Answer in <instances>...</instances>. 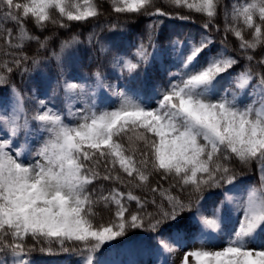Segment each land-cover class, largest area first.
<instances>
[{
  "label": "snow or ice",
  "instance_id": "6c2138e0",
  "mask_svg": "<svg viewBox=\"0 0 264 264\" xmlns=\"http://www.w3.org/2000/svg\"><path fill=\"white\" fill-rule=\"evenodd\" d=\"M169 2L207 20L199 39L168 37L178 68L169 72L152 107L135 90L109 83L100 67L92 84L62 78L50 93H21L11 75L28 71L24 42L45 49L49 39L30 35L26 24L68 28L100 12L93 0H0V24L17 25L20 40L14 43L13 30L0 28V52L9 58L0 61V86L10 89L7 101L0 97V253L7 257L0 264H34V252H71L79 257L76 264H103L104 246L114 247L111 242L133 230L150 233L168 254L186 249V238L202 246L223 241L219 250L185 251L179 264H264V56L256 60L252 54L264 50V0H234L230 8L222 0ZM112 7L132 18L190 19L163 10L155 0H112ZM221 9L225 39L231 32L249 62L240 72L238 59L225 49L214 51L208 35L210 29L220 31L215 21ZM162 23L149 25L147 44L141 40L130 54L113 57L116 80L136 81L146 72ZM78 43L73 37L52 53L61 74L65 50ZM225 77L230 88L221 90ZM103 90L115 97L109 105ZM57 93H63L61 107L54 102ZM236 162L249 169L255 164L260 173L259 187L248 186L240 197L234 195L243 175L233 167ZM154 175L172 182L166 189L152 187ZM101 180L148 188L153 196L119 188L105 194L96 189ZM210 189L222 191L205 197ZM218 195L223 199L215 203ZM100 204L113 213L107 221L97 219Z\"/></svg>",
  "mask_w": 264,
  "mask_h": 264
},
{
  "label": "trees",
  "instance_id": "16d2710c",
  "mask_svg": "<svg viewBox=\"0 0 264 264\" xmlns=\"http://www.w3.org/2000/svg\"><path fill=\"white\" fill-rule=\"evenodd\" d=\"M83 3V0H80ZM97 6L100 15L95 18H90L85 22H71L68 28H60L57 25L49 24L46 29H40L33 22L29 21L26 24L27 31L30 35L39 36L41 40L48 37L47 48L41 49L35 41H25L22 51L26 53L31 59L24 67H27L28 71L24 72L22 69L14 70L11 75V84L20 90L21 93L31 94L32 89H39L41 91L54 88L59 80L62 78L82 79L88 84H92V73L100 67V69L109 76V83H119L121 89L135 90L141 99L149 103L154 107L151 102L158 99L156 95L161 89L165 88L169 82V72L176 71L178 64L176 62V56L172 55L173 61L165 63L154 59V61L147 67L146 72L140 73V78L136 81H128L125 79L116 80L114 76V69L112 65V59L117 54H130L135 50V46L138 45L141 40L147 44V31L150 24L156 20H163L162 24H158V35L154 38L155 44L161 45L168 56L167 50L169 49V36L177 35L181 41L189 40L192 37L199 39L200 35L204 32L203 24L206 22L207 17L202 14H197L194 11L187 9H177L170 6L169 0H155L157 6L163 10L181 15L189 16V20H176L166 19L148 16H136L132 18V14L116 13L112 7V0H93ZM191 2V0H190ZM234 0H222L224 6L231 7ZM215 23L219 25L220 31H216L215 28L210 29L208 34L215 41L214 51L220 49H227V53L238 59L239 64L235 71L240 72L246 66H249V62L244 58V54L239 47L240 41L231 33H227V39H225L224 25L225 19L223 9L217 16ZM0 28H10L13 30V35L16 37L14 43H19V31L17 25L14 23L4 21L0 24ZM75 37L79 43L73 48H69L64 52L65 64L63 74L57 69V61L52 57L53 52L61 51V44L65 41H70ZM245 38H250L247 31H245ZM2 47V43H0ZM256 60L264 56V50L257 48L252 53ZM9 59L4 57L0 52V61ZM36 60L37 63L33 64L32 60ZM253 72L257 71L255 62L251 65ZM118 73V70H115ZM226 81L222 82L221 90L230 88V81L227 77ZM10 91L8 86H0V96L5 95ZM39 93H37L38 95ZM103 97L105 103L108 105L111 101L115 100V97L110 96L107 90H104ZM63 93H57L55 97V104L57 107H61L63 103ZM110 101V102H108ZM31 108L32 105H26ZM115 106L114 104L112 105ZM35 147V145H34ZM233 167L242 172L236 182L235 186H240L247 189L248 186H259V171L257 165H252L251 168H245L239 165L238 162L233 164ZM123 176V174H121ZM172 181H162L158 175H154L151 178V186L155 187L157 183L161 184L163 188H168ZM135 182L133 181V184ZM112 188H119L121 191H132L133 194L147 197L151 199L153 194L148 188L138 189L128 184L125 185L114 183L112 181H97V191H102L107 194ZM222 190L210 189L205 192V197L209 193H221ZM173 194H178L176 190H173ZM157 199L159 197L157 196ZM223 199L222 195H218L215 203ZM212 203V202H210ZM131 208H135V202L130 205ZM97 219L101 218L107 221L111 216L107 208L103 204L96 207ZM148 211H153L151 205L148 207ZM151 234L142 230H133L128 232L124 237L117 238L116 241L111 242L114 247H109L107 244L104 246L102 260L103 264H109V261L118 259L127 253L130 257L137 256L140 259V264H146L151 259L152 264H170L168 258H165L163 262L155 257V253L158 248L155 246V241L152 240ZM191 241L190 238H187ZM5 254L0 253V259H6ZM77 257L74 253L58 252L53 255H46L40 252H34L31 255V259L34 264H76Z\"/></svg>",
  "mask_w": 264,
  "mask_h": 264
},
{
  "label": "rangeland",
  "instance_id": "374dc122",
  "mask_svg": "<svg viewBox=\"0 0 264 264\" xmlns=\"http://www.w3.org/2000/svg\"><path fill=\"white\" fill-rule=\"evenodd\" d=\"M208 35L211 36L210 34H208ZM224 49L227 52V49L226 48H224ZM226 54H228V53H226ZM229 56H232V55H229ZM154 57L159 58L161 60H165V61H171L172 60L170 57H165L164 52H163V48L159 44L156 45V52H155ZM225 80H226V78L224 79V81ZM8 97H9V94H7L6 96H4L2 98L5 101H7ZM97 99L98 100L100 99V90H97ZM259 175H260V173H259ZM245 191H246V189L243 187H240V186L234 187V195H236L237 197H240L241 195L245 194ZM185 243L188 245V247L186 249L180 248L174 254H168V253H165L162 250L158 249L155 256L157 257V259H159L160 262L164 261V259L166 257L169 259L170 264H179V259L181 256H183L185 254V251L197 250V249H200L201 247H204L206 250H213L214 251V250H219L220 247L223 245V241H221L218 244L213 240V241H210L208 244L202 246L199 242L192 243L187 238L185 240ZM137 262L138 263L140 262V259L137 256L134 258V260H132V258L127 255V253H125L124 257H120L118 260L113 259V258L110 260V264H135Z\"/></svg>",
  "mask_w": 264,
  "mask_h": 264
}]
</instances>
